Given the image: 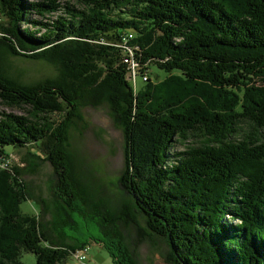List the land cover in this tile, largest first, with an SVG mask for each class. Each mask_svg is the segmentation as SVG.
I'll return each mask as SVG.
<instances>
[{"label": "trees", "instance_id": "trees-1", "mask_svg": "<svg viewBox=\"0 0 264 264\" xmlns=\"http://www.w3.org/2000/svg\"><path fill=\"white\" fill-rule=\"evenodd\" d=\"M72 1L0 0V106L28 112L0 111V264H66L93 244L139 264L125 225L163 239L169 264H264V0ZM11 58L59 75L26 84ZM130 60L164 77L136 88ZM104 104L126 148L115 207L71 150L82 109ZM9 147L33 174L51 165L50 200Z\"/></svg>", "mask_w": 264, "mask_h": 264}, {"label": "rangeland", "instance_id": "rangeland-1", "mask_svg": "<svg viewBox=\"0 0 264 264\" xmlns=\"http://www.w3.org/2000/svg\"><path fill=\"white\" fill-rule=\"evenodd\" d=\"M33 1V0H30ZM38 1V0H34ZM43 1V0H42ZM61 4H66L72 0H59ZM62 16L63 12L55 14L53 17ZM32 20H41L37 16H31ZM31 28V27H30ZM9 72L12 76L20 78L26 84H34L47 79H55L59 75L58 66L46 61H33L25 58H11ZM160 76L164 74L157 69ZM147 74H144L146 76ZM139 69L132 70L130 73V81L134 87H138L144 81L141 78ZM154 78V76L152 77ZM0 111L15 113L18 115L27 116L28 112L25 109L9 108L1 105ZM83 121L78 122L71 130V150L76 154L79 161L82 163V173L87 177L89 175L95 179L100 186L103 187V195L107 197L112 206L119 205L127 195L119 184V180L124 174L126 168V148L122 131L116 126L111 110L107 105H101L97 108L86 107L82 109ZM198 139L192 137L186 145L197 146ZM187 146L182 143L175 145V152L185 151ZM12 154L10 159L11 165H18L24 169V181L32 188V194L35 197H41L47 200L51 199L49 191L53 176V169L49 163H43L39 171L35 174L31 172V168L23 163V159L28 152V149L14 150L7 148ZM35 207L38 208L36 202H26L22 205L25 212H35ZM50 216L46 217L49 221ZM142 223V222H141ZM143 224V223H142ZM123 231L128 239V244L131 249L136 252L139 264H169L166 261L168 246L161 238L145 236V232H141L135 225L128 227L125 225ZM143 240V241H142ZM142 241V242H140ZM21 261L24 264H37L36 256L30 253H23ZM66 264H114L106 249L100 245L93 244L90 246L87 259L85 262L78 261L74 258L68 259Z\"/></svg>", "mask_w": 264, "mask_h": 264}, {"label": "built area", "instance_id": "built-area-1", "mask_svg": "<svg viewBox=\"0 0 264 264\" xmlns=\"http://www.w3.org/2000/svg\"><path fill=\"white\" fill-rule=\"evenodd\" d=\"M131 55H132V52H131ZM135 69H139V65L134 60H130V73L132 72V70H135ZM143 77H144V81H146L147 80V75L146 76L141 75V78H143ZM129 79H130V77H129ZM3 167H7V164H4ZM88 250H89V248L77 251L73 255V258L78 260V261L85 262L86 259H87Z\"/></svg>", "mask_w": 264, "mask_h": 264}]
</instances>
